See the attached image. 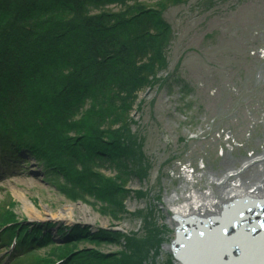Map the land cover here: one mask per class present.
I'll return each instance as SVG.
<instances>
[{
  "label": "trees",
  "instance_id": "16d2710c",
  "mask_svg": "<svg viewBox=\"0 0 264 264\" xmlns=\"http://www.w3.org/2000/svg\"><path fill=\"white\" fill-rule=\"evenodd\" d=\"M187 1L0 0V163L24 154L70 201L116 219L129 213L128 182L151 169L132 128L134 106L145 103L139 94L173 84L189 92L168 72L173 31L163 17ZM13 207L0 205V242L17 240L18 264H159L162 232L151 211L130 213L143 219L144 236L78 225L61 227L57 244L45 231L53 224L24 226ZM109 246L121 250L105 253ZM164 264H174L172 255Z\"/></svg>",
  "mask_w": 264,
  "mask_h": 264
},
{
  "label": "rangeland",
  "instance_id": "374dc122",
  "mask_svg": "<svg viewBox=\"0 0 264 264\" xmlns=\"http://www.w3.org/2000/svg\"><path fill=\"white\" fill-rule=\"evenodd\" d=\"M163 17L173 31L168 72L189 92L173 84L171 91L165 88L168 85L163 89L157 85L139 94L145 103L140 110L134 106L132 128L142 138L151 169L144 180H129L131 193L125 201L129 213L116 219L94 204L70 201L54 177L35 161L9 170L0 166V205L13 201L16 219L27 220L31 226L53 224L45 231L57 244L62 242L56 236L58 228L78 225L92 232L113 229L144 236L143 219L130 213L151 211L147 218L162 231L163 239L156 261L164 264L177 225L172 220L173 205L185 204L191 188L201 192L210 188L222 201L220 186L211 182L210 174L216 172L219 177L238 171L244 162L264 155V60L251 55L264 46V0H188L169 7ZM256 164L243 176H254ZM185 167L194 170L193 176ZM103 172L115 175L111 169ZM138 190L147 195L136 197ZM172 196L176 202L167 203ZM9 252L6 246L0 247V264L12 263Z\"/></svg>",
  "mask_w": 264,
  "mask_h": 264
},
{
  "label": "bare ground",
  "instance_id": "6f19581e",
  "mask_svg": "<svg viewBox=\"0 0 264 264\" xmlns=\"http://www.w3.org/2000/svg\"><path fill=\"white\" fill-rule=\"evenodd\" d=\"M258 166L254 176H243L244 171L252 166ZM244 167L238 171L230 170L227 174L217 177L216 172L210 174L212 183L220 186L223 200H216L212 189L205 192L191 188L183 205L171 206L172 214L177 217L198 216L202 218L220 213V205L235 198H264V155L244 162ZM1 168L9 170V167ZM243 173V174H242ZM232 179V180H231ZM21 200L20 195L14 194ZM221 201V202H220ZM176 202V196L167 199V203ZM221 203V204H220ZM29 207V204L25 203ZM31 219H34L33 216ZM239 235L220 237L215 234L211 238L201 240L193 245L184 256V264H264V229L250 232L239 228ZM183 264V263H181Z\"/></svg>",
  "mask_w": 264,
  "mask_h": 264
},
{
  "label": "water",
  "instance_id": "95a60500",
  "mask_svg": "<svg viewBox=\"0 0 264 264\" xmlns=\"http://www.w3.org/2000/svg\"><path fill=\"white\" fill-rule=\"evenodd\" d=\"M189 239H190V240H189V241H190V245H192V244H194V241H199L200 238H199V237L194 238V237L192 236V237L189 238ZM188 248H189V247H187V249H188ZM187 249H186V250H187ZM179 258H181V255L179 256ZM181 259H183V257H182ZM181 259H180V260H181Z\"/></svg>",
  "mask_w": 264,
  "mask_h": 264
},
{
  "label": "built area",
  "instance_id": "2783aa9c",
  "mask_svg": "<svg viewBox=\"0 0 264 264\" xmlns=\"http://www.w3.org/2000/svg\"><path fill=\"white\" fill-rule=\"evenodd\" d=\"M258 55L264 58V49L258 51Z\"/></svg>",
  "mask_w": 264,
  "mask_h": 264
}]
</instances>
